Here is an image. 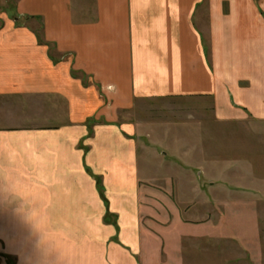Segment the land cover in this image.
<instances>
[{
  "label": "crops",
  "instance_id": "0c3cea01",
  "mask_svg": "<svg viewBox=\"0 0 264 264\" xmlns=\"http://www.w3.org/2000/svg\"><path fill=\"white\" fill-rule=\"evenodd\" d=\"M169 96L264 122V0H0V264H138L118 111Z\"/></svg>",
  "mask_w": 264,
  "mask_h": 264
},
{
  "label": "rangeland",
  "instance_id": "374dc122",
  "mask_svg": "<svg viewBox=\"0 0 264 264\" xmlns=\"http://www.w3.org/2000/svg\"><path fill=\"white\" fill-rule=\"evenodd\" d=\"M211 104L155 97L118 111L138 136V264H264V122H220Z\"/></svg>",
  "mask_w": 264,
  "mask_h": 264
}]
</instances>
